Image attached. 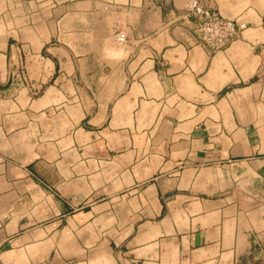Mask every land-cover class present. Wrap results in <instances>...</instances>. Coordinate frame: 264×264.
Wrapping results in <instances>:
<instances>
[{"label":"crops","instance_id":"obj_1","mask_svg":"<svg viewBox=\"0 0 264 264\" xmlns=\"http://www.w3.org/2000/svg\"><path fill=\"white\" fill-rule=\"evenodd\" d=\"M192 1L0 0V264L264 263V0Z\"/></svg>","mask_w":264,"mask_h":264},{"label":"built area","instance_id":"obj_2","mask_svg":"<svg viewBox=\"0 0 264 264\" xmlns=\"http://www.w3.org/2000/svg\"><path fill=\"white\" fill-rule=\"evenodd\" d=\"M188 13L197 24V34L202 45L214 52L223 50L243 27L235 20L223 16L202 0H193L189 4ZM116 40L122 44L126 41L124 33L119 32Z\"/></svg>","mask_w":264,"mask_h":264},{"label":"rangeland","instance_id":"obj_3","mask_svg":"<svg viewBox=\"0 0 264 264\" xmlns=\"http://www.w3.org/2000/svg\"><path fill=\"white\" fill-rule=\"evenodd\" d=\"M262 264H264V263H262Z\"/></svg>","mask_w":264,"mask_h":264}]
</instances>
